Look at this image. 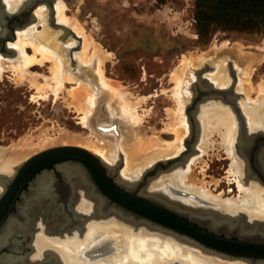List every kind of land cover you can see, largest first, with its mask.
Masks as SVG:
<instances>
[{"label":"rangeland","instance_id":"374dc122","mask_svg":"<svg viewBox=\"0 0 264 264\" xmlns=\"http://www.w3.org/2000/svg\"><path fill=\"white\" fill-rule=\"evenodd\" d=\"M195 1L62 0L61 2L66 6L65 13L67 16H71L73 19L76 18L84 33L88 37V34H90L93 39L89 38L101 47L102 57L104 58L100 67L104 70V76L108 80L110 79L109 84L106 85L98 79L100 74L97 69L99 67L97 55L87 65L78 58L77 51H80L84 34H78L76 31V35H70L69 40H67V42L70 41L69 43L66 42L68 45L65 44L68 48L66 58L70 62L69 67L75 80L72 82L66 80L64 87H62V90H58V93H55L56 95L51 91V87L50 89L49 87L45 88L46 90L43 92L44 88H37L38 90H36V86L29 84L30 80L18 81L19 74L11 67L10 69L7 67L8 69L1 70L0 162L5 160L11 153L18 154L19 158L16 159L10 170V173H12L15 171V164L26 160L37 152L54 146L76 145L94 153L95 151L88 145L94 143L93 141L100 145H104V142H107L106 140L114 141L113 135L120 132H114V127H117V130L120 129L122 131L120 133L123 135L132 136L133 134L135 137L138 136L139 138H136L139 140V145L145 146L144 148L149 149L150 152L151 150L155 152L144 161L143 168L137 171L138 173L132 172L134 180L141 179L140 177L144 176L145 170L160 158L177 156L174 155L175 153L171 149L164 148L167 142H175L176 136L172 127H175L179 122L177 118L179 115L178 101L173 96V90L176 88V80L173 75H179L183 58L192 57V55H202L205 60L196 63V65L192 64L184 75L187 84L184 83L185 93L183 98L185 103L183 114L187 118V109L192 105L193 86L195 80H197L195 70L200 68H204L203 75L209 77L210 82L216 86L226 87L235 79V89L241 94V98H239L241 103L243 101L252 104L250 103L251 100L262 97L264 93L263 95L259 93V85L264 82V29L258 32L218 30L213 34L211 40L205 43L199 39L195 28ZM3 2L5 8L10 12L19 9L22 4L19 3L18 6H15L10 0H3ZM54 2L53 4H56ZM45 5L46 18L38 19L36 17L33 21L34 24L31 23L28 27L22 29L35 28L36 32L47 29H52L57 33L63 31L50 25L48 19L50 8ZM72 30L74 31V29ZM75 46L78 50L73 49ZM26 49L27 52L32 53L31 48ZM89 50L93 52L94 46H90ZM2 54L7 57L12 56ZM72 62H74V65ZM36 66L30 67V71L40 74L37 81L38 84H41L47 76H51L49 70L51 62L45 61L43 65ZM246 72H248V76H246ZM41 74L44 78L41 77ZM220 77L222 84L215 81L219 80ZM240 77L242 79L248 77L251 84L241 86L242 84L239 83L241 81ZM43 84L44 82L41 86ZM73 87L76 89L75 93L72 91L74 95L69 91L70 88L74 90ZM112 87L115 88L112 89ZM114 89H117V91L121 89L118 94L123 89L121 94L124 93L125 95L116 96L117 94L115 95L113 92ZM117 91L115 92L117 93ZM80 92L83 93V96ZM88 92L94 94V102L92 110L84 119V113H86L88 106L85 104L88 103V100H86L89 95ZM78 94L79 97L77 98L75 95ZM122 99L128 101L127 103L131 105L129 108L137 115V122L129 120L126 117L127 115L124 116L123 113L118 112ZM249 99L250 101H248ZM217 103L221 108H226L225 111L233 115L234 120L237 121L236 127L234 126V134L231 133L230 139L226 137L229 132H226L227 126L223 124L224 121L218 119L208 120V116H205L204 113L208 109L206 107L209 106L204 108V104H200V109L197 112L199 133L195 143V152L187 158V161L192 164L191 172L186 173L187 178L190 177L195 186L208 191L214 198L223 200L238 202L239 199H242L245 192L240 191L239 183L248 186L254 192L261 191L264 193V184L251 175L252 170L249 168L248 159L244 158L241 152H238L236 132L239 131L235 112L230 106ZM79 106H84V110H79L82 108ZM243 111L248 117V113L244 109ZM216 115L220 116V114ZM230 127L232 128L233 125ZM248 128L250 129V125ZM184 149H187L186 146ZM116 154L114 160L104 159V161L108 166L119 163L118 172L120 176L124 177L122 171L126 166V153L120 147L117 149ZM114 161L116 162L114 163ZM236 163L237 165L240 164V167L245 164L244 170H240ZM183 167L178 165L172 170L165 171V173L148 180L147 185L152 182L156 183L163 176L167 178L169 174L176 173L180 169L184 170L185 167ZM236 179H238V182ZM0 187L2 190V184H0ZM262 199H264V196ZM193 202L195 203L194 206L207 205L200 201ZM212 207L216 210L222 208L217 205ZM259 207L262 211L264 210L262 205ZM221 210H224L222 212H228L224 208ZM257 217L262 220L264 227V211L262 217ZM112 220H115V218L108 219L105 222ZM134 231L138 232L139 230L134 228ZM159 233L161 232H150L151 235L173 237L169 234ZM195 248L203 255L208 253L196 246ZM33 250L32 248L30 253ZM212 255L215 257L214 259L225 261L222 264L232 263L231 261L239 259H224L223 256Z\"/></svg>","mask_w":264,"mask_h":264},{"label":"bare ground","instance_id":"6f19581e","mask_svg":"<svg viewBox=\"0 0 264 264\" xmlns=\"http://www.w3.org/2000/svg\"><path fill=\"white\" fill-rule=\"evenodd\" d=\"M61 1H58V2L55 1L56 4H54V11H56L55 15L57 16L56 17L57 21L68 27L71 26V29H74V32L76 31V33L78 34H81V35L84 34V39L82 40L83 41L82 46L81 48L79 47L80 51L78 52L77 51L78 49L76 50L78 53V58L81 60V62L83 61L87 65V63L91 62L97 55V58H98L97 63L99 65L97 69L100 74L98 79L102 80V82L106 85L109 84L108 82L110 79L108 80L104 76V72H103L104 70L103 68L100 67L102 65L101 63L103 62V58H104L102 57L103 51L101 47L98 46L97 43H95L93 40L90 39L92 38L90 34H88L90 37L89 38L84 33V30L81 24L78 22L76 18L73 19L71 18V16L70 17L67 16V14L65 13L66 6ZM10 2L13 3V5L15 6H18L19 3H22L19 6V9L23 8L24 3H26L25 0H10ZM44 5L41 4L36 8L34 12L35 14L33 13L35 16V19L36 17L38 19L46 18L47 13H46ZM60 29H62L63 31L59 33H57L56 31L52 29H47V30H43L39 32H36L35 28L17 30L16 31L17 39L14 41H10L8 44L10 48L15 49L16 51L15 54L12 55L11 57H7L6 55H3L2 52L0 51L1 52L0 53V73H1V70H5L7 67H9L10 69L11 67L12 69L15 70V72L16 71L18 72L19 77L16 75V77H18V81L27 79V80H30L29 84L34 85V87L36 86L35 88L36 90H38L37 88H41V89L44 88L43 89V92H44V90H46L48 87L49 89L51 87V91H53L54 94L58 93V90H62V87H64L66 80L70 82L75 80V78L73 77V72L69 67L70 62L66 58L68 48H66L65 44L70 42V41L67 42V40H69L71 34H68V32H66L63 28H59V30ZM90 46L91 47L94 46L93 52H90L89 50ZM26 48H31L32 53L27 52ZM202 60L203 61L205 60L203 59L202 55H197V56L192 55V57L183 58L180 69H179V73L177 72L179 75L177 74L173 75L176 80V85H175L176 88H174L173 90L174 91L173 96H175L176 100L178 101L179 115L177 118L179 119V122L177 123V125H175V127H172L175 133V136H176L175 142L174 141H172L173 143L167 142L164 148L171 149V151L175 153L174 155H177V156H179L180 154L184 152V150H186L184 149L185 146L187 149L192 148L193 143L191 142L194 140L193 139L194 137L195 138L197 137V134H198L197 132L196 136L193 135L192 129H190L191 128L190 122L188 118L186 117V115L183 114V106L185 103L184 98H183L184 93H185L184 83L187 84V81H185L186 76L184 77V75L187 72V69L190 66H192V64L196 65V63H199V62L201 63ZM45 61L51 62V66L49 69L51 72V76L50 77L47 76L45 80L43 81L44 84L41 86L43 82L41 84H38V81H37L39 80L38 75L40 74H38L37 72L34 73L30 71V67L36 66V65L41 66L43 65ZM72 64L74 65V62H72ZM248 75H249L248 72H246V76ZM24 76L25 77L27 76V78H25ZM42 76L43 74H41V77ZM218 79L219 80H215L216 83H221L220 82L221 77ZM240 80L241 81L239 83L242 84L241 86H246L247 84H251L248 77L244 79L240 77ZM260 84L261 85H259L260 86L259 93L263 95L264 82H261ZM113 88L115 87H112V89ZM71 89L72 88H70L69 91H71L72 95H74L73 92L75 93L76 89L75 87H73L74 90H71ZM114 90L113 92L115 95L117 94L116 96L120 95L121 92L123 91L122 89V91L118 94V91L121 89H119L118 91L116 89L115 91H117V93ZM86 92H87V89H86ZM79 94L75 96L78 98ZM81 94L83 96V93ZM114 94L113 96L115 97ZM122 95L124 96L125 94L124 93L121 94L120 97ZM87 97H86V100H88V103L86 102L85 104H87L88 106L86 109V113H84L85 116L83 115L84 119L92 110V106L94 102V94L89 93ZM257 98L258 99H254L253 101L251 100L250 103L252 104L245 103L243 101L241 103L242 109H244L245 112L248 113V117L250 119V120L248 119V124L250 125V129H248L249 131H253L259 128L264 129V95L262 97H257ZM117 101H118V98H117ZM248 101H250V99ZM127 102L128 101H125L124 99H122V103L120 105L118 112L120 111L121 113L124 114V116L127 115L126 117H128L129 120L131 121L133 120L134 122L135 121L137 122V117H136L137 115L134 112H132V109L129 108L131 105H129V103ZM116 105L118 106V104ZM211 105L212 106H209L207 111L204 113L205 116H208V120L218 119V120L224 121L223 124L227 126L226 132H229V135L227 133L226 137L230 139L231 137L230 135H232L231 133L233 132L234 134V126L236 127L237 121L234 120L233 115H231L230 113L228 114L225 111L226 108H221L220 106H218V103L211 104ZM79 107L80 108L82 107L79 110H82V109L84 110L86 105L85 107L84 106H79ZM216 114H220V116H217ZM232 125L233 127L231 128L230 126ZM197 127L199 130L198 122H197ZM172 128L170 127V129ZM113 130L114 132H119V131L122 132L120 129L117 130V127L116 128L114 127ZM120 132L115 133L116 135H113L114 141H111V140H106L107 142L101 141V142H104V145H100L96 143L95 141H93L94 143L90 142L92 144H89L88 146L92 148L95 151L94 154L96 153V155L100 156L103 161L104 159L114 160V158L117 155L116 154L117 149L121 147V149L124 150V152L126 153V160H125L126 166H125V169H123L122 171V174L124 175V177L121 175L122 176L121 178L122 180L126 181V182L123 181L124 184L132 187L133 184H135L136 181H138V179L134 180V174L132 172L138 173L137 171L143 168L144 161H146V159L149 158L155 152H153L154 150L153 151L151 150L150 152L149 149L144 148L145 146L139 145V140H137L139 138L138 136H136L138 137L136 138L132 134V136L127 135L128 136L127 137L125 134L123 135ZM190 132L192 134H190ZM236 133H237L238 152H241V154H243L246 157L245 150L249 149L252 145L254 146L253 144L254 137H252L253 134L252 133L249 134L248 132L247 133L243 132L239 136L238 132ZM239 133H240V130H239ZM190 135H191V141L189 143L185 139ZM235 135L233 136L235 137ZM262 146H264V142L262 141L258 142V147L259 149H261L259 152L260 159L258 157V160H259L258 162L260 163L261 168L264 171V158L262 156L264 154V148H262ZM255 152L257 155V151ZM18 158H19L18 154L11 153L10 155H8V157L5 160L0 162L1 171L5 172L7 175L14 173L15 171L10 173V170L13 166V163ZM237 159H239V157H237ZM240 159H243V158H240ZM115 162L116 161H114V163ZM239 165L237 166L240 168V170L243 171L244 170L243 167H245L246 165L244 164L241 167ZM112 166H109V168L114 169V167ZM179 166H184L185 169L184 170L180 169L176 173H171L169 174L167 178H165L166 176H163L162 178L160 177L161 179L156 181V183L152 182L149 185H147L146 183L145 184L146 186L144 185L142 187L144 188V192L146 194H149V196L155 198L157 201L158 200L163 201L165 205L168 204L177 210L186 211V212L191 213V215L193 216L208 219L207 221H209L215 227H218V228L224 227L227 230H233V231H237L239 233L247 234V235H252L253 233L258 232L255 235H257L258 238L264 239L263 222L262 220H259L257 217V216L262 217V213L264 211V210L262 211V209H260L259 207L260 205L264 207V199H262L264 196L263 192L261 191L254 192L248 186H245L244 184L239 183L238 186H240V188L242 189V190L240 189V191L242 192L244 191L245 195L242 196V199H239L238 202L235 200H223V199L214 198L212 195H210L208 191L204 189L202 190V188L195 186V184L191 182L190 177L187 178L186 173L191 172V169H192V164L187 161V158L185 162H183ZM62 170L66 178L77 179L76 182H73V185H76L73 189L74 190L73 199L74 200L82 199L83 200L82 203H80L77 207L75 206L72 207L73 205H71V202L69 203L68 201L69 203L68 209L67 208L63 209L61 205L54 207L53 200L57 198L58 196H56V192L53 190L51 186V183L53 182L52 176L44 175L43 177H41L39 180H37V183H35V186L33 187V191L29 195H27L26 198H24L25 201L20 206L19 215L16 217H14L15 215H12L10 217V221L5 225L4 230L2 234L0 235V251H3V248L5 245H8L13 251H15V253L16 251L19 250V246L16 245V243L11 242L12 240L10 241V237H15L13 232L23 233V234L25 233L33 234L34 241H33L32 247L34 250L32 253L26 252L27 254L22 255V256H19L21 254V251L20 252L18 251L20 253L19 255L12 254L11 252L9 254L2 255L0 256V264L1 263L2 264H12V263L13 264H222V262H225V261H221L220 259H214L215 257H213V255L210 254L209 252L206 253V255H203V253L198 251L195 248V246L187 242L186 241L187 239H191L194 241L195 236L194 234H191L193 230L185 226V223L181 221L180 219H178L177 216L173 214L171 209L169 210L167 208L168 206L166 207L165 205L163 206L162 204H159L160 206H162V207H158L159 211L156 210V212L160 213V216L159 215L158 216L161 218V220L169 224H174L180 228L187 230L190 233V235L186 234L187 232L185 233L181 232L182 234H180L179 231L175 230L176 227L174 229L170 227L168 228L171 229L170 231H172L173 233V234L170 233L171 236L181 241H177L173 237H168V236L161 237L162 235H151L150 234L151 231L146 229L148 227L146 226L148 218L146 219L145 216L139 215L135 212L131 214V213H128L127 211L125 213H122V212H117L116 210L115 212L113 211L109 212L110 211L109 210L107 212H109V215H113L114 217L112 218H115V220L105 222V221H98L94 217H93L94 219H92L91 217L97 214H100L98 216H101L102 213H105L104 215H107L106 212L104 211V207L102 204L103 202L99 200L98 198H96V196L94 195V192L91 191L92 188H91L90 183L85 180L86 175L84 171H82L80 168H75V167L68 166V165L63 166ZM245 170L247 169L245 168ZM253 174L254 173H252L251 175L254 176ZM0 180L1 182L3 180V183L8 182V179L2 178L1 175H0ZM236 180L238 182V179ZM107 186L108 185H106V187ZM109 189L107 187V190ZM0 190H1V187H0ZM113 190L110 189L109 191L115 197L123 201L125 198H127V195H121L122 193L119 194L115 190H114L115 191V194H114ZM193 201L195 202L200 201L207 205L206 206H202V205L194 206L195 203ZM6 205H8V203ZM6 205L2 204V207ZM213 205L222 207L228 210V212H222L224 211V210H221L222 208L221 209L218 208V210H216L215 208L212 207ZM52 206L54 209L50 210L49 208ZM242 209H245V210H242ZM47 210L51 211V217H48L47 219H43L42 215L44 211L48 214ZM82 212L86 213L88 220H92L88 227L87 233H85L84 235L80 233V230H82L80 228L82 227L81 222L83 220H86ZM33 215H35V217H32ZM70 218L71 219L73 218L72 222H77L80 225L79 226L75 225L72 227ZM29 219L34 221V225L31 228V230L29 228V224H30ZM134 221L144 222V227H140V228L134 227L135 225ZM124 222H133V223L128 224ZM164 226L167 227L166 225ZM69 228H72L71 230L74 233L73 235L68 236L67 233L69 232L65 234V232L67 231L66 229H69ZM134 228H138L139 231L135 232L136 230L134 231ZM53 229H57V230L63 229L64 231L62 230L63 232L62 231L61 232L64 235L60 234L63 236L60 238H57L54 232H52ZM183 240L186 243L185 242L182 243ZM244 242H247V241H244ZM248 243H251V242H248ZM259 245L246 246V244H244L243 246L241 244H238L235 246H231V248H235L234 250L238 252L248 253L249 256L248 255L247 256L238 255V254H234L231 252L226 253L223 251L220 252L218 256H223L224 259L227 258L231 260H234L235 258H239L236 261L235 260L231 261L232 263L226 262L225 264H252V262H255V261L257 262L253 264H257V263L264 264V260H260L261 258L257 257L258 255H251V253H257V254L264 255V245L262 246H259ZM253 246L255 247L257 246V248L261 250H252ZM255 258H260V259H255Z\"/></svg>","mask_w":264,"mask_h":264},{"label":"water","instance_id":"95a60500","mask_svg":"<svg viewBox=\"0 0 264 264\" xmlns=\"http://www.w3.org/2000/svg\"><path fill=\"white\" fill-rule=\"evenodd\" d=\"M26 3H24L23 8L17 9L13 12L8 11L9 14H16L21 12L22 10H35L40 4H46L47 6L50 7V12H49V23L50 25H53L56 28H63L68 34L71 35H76L75 32L68 26L61 24L57 21L55 11H54V4L53 2L55 0H25ZM32 20L35 21V16L32 17ZM16 36L13 37L12 40H15ZM10 40V41H12ZM9 43V42H8ZM4 46V50L1 51L4 54L8 55H14L15 54V49L10 48L8 45ZM76 46L73 48L75 49ZM77 49V48H76ZM204 68H200L198 70H195V74L197 75V84L194 83L195 85L193 86V91L195 86L198 88L201 87L203 89H207V93L211 95V93H215L213 96H218V95H226L228 92L231 93L232 89H219L216 88L212 85L210 82L209 77L204 76ZM235 77V76H234ZM235 80V79H234ZM196 81V80H195ZM199 84V85H198ZM233 85V84H232ZM232 87V86H231ZM205 93V94H207ZM205 96V95H204ZM224 102H229L230 101H225ZM193 108L196 111H199V101L198 100H193ZM211 103H204V108L206 106H212L210 105ZM234 109L237 110V115L238 119L240 121V133L242 134L243 132H248L249 134H253L252 137H254L253 144L254 146L251 148L254 150L258 149V142L262 141L264 142V129H256L254 131H249L248 127V117L247 115L243 112H239V107L236 106L235 104L232 105ZM208 108V107H207ZM187 114L189 115V118L192 117L191 113L187 111ZM194 124V128L192 129L193 135L196 136L198 131L197 127V121L198 119L194 117L192 120ZM238 130V131H239ZM240 133L238 132L239 136ZM194 151V148H188L187 154H185V159L182 161L180 160L183 156L179 157L176 161L173 163L179 164V162H185L186 158H188L192 152ZM255 156V155H254ZM255 159V157H253ZM253 160V159H252ZM254 161V160H253ZM82 163H85L90 171L92 172L93 175H95L98 180L101 179L105 184L109 185L111 189L113 188L115 191H117L119 194L122 193L121 195H127V198L123 200L113 196L110 194L108 191L105 190L107 195H109L113 200L116 201L117 204L113 206L116 211L125 213L126 211H131L135 212L139 215H143L147 219L146 226H148L146 229L152 232H163L171 235L172 231L168 227L179 231L180 233H185L189 234L190 233L183 229L180 228L174 224H169L163 220H161L160 213L156 212L159 211L158 207H162L159 204L161 202H156V199L147 195L146 198H144V195H136L134 193L128 192L127 190H124L120 187H117L107 176L106 173L103 169V164L106 165V163L96 154L93 152L89 151L88 149L81 147V146H76V145H59V146H54L51 148H47L45 150H42L40 152H37L36 154L30 156L26 160L15 164V172L7 175L5 172H2L0 175L2 178L8 179L7 183H3L4 187H6L3 192H0V226L3 223V221L8 217L10 214L11 207L14 204V201L17 197V195L20 192L21 187L23 184L34 174L39 173V172H44L47 167L49 166H60V165H66V164H79L81 165ZM127 189L131 190V187L124 185ZM123 197V196H121ZM8 203V205H6ZM158 203V204H157ZM2 204L6 205L2 207ZM119 205V206H118ZM164 206V205H163ZM2 207V208H1ZM158 208V209H156ZM170 210V209H169ZM175 216H177L178 219L183 221L185 223V226L188 228L192 229L193 232L191 234H194V241L191 239H187L186 241L192 244L193 246H197L198 248H201L205 252H209L210 254H216L219 255L220 252H226V253H234L238 255H248L246 252H238L234 250L235 248H231V246H235L238 244H241L244 246H252V245H259L262 246L264 245V239L258 238L257 235H247V234H242L237 231L233 230H227L223 229L224 232L226 233V236H221L219 233L221 232L219 229L216 228H210L209 230L193 223L192 221H189L182 217L180 214L176 213L175 211H172ZM11 215V214H10ZM13 215V214H12ZM159 215V216H158ZM162 216V214H161ZM177 223V222H176ZM178 224V223H177ZM166 225L167 227H165ZM218 233V234H217ZM173 234V233H172ZM203 235V236H201ZM237 235L239 239H233L231 236ZM257 237V238H256ZM199 242H198V241ZM247 241V242H244ZM251 242V243H248ZM252 250H261L258 249L257 246H253ZM242 253V254H240ZM251 255H258L257 257L264 258L263 254H257V253H251Z\"/></svg>","mask_w":264,"mask_h":264},{"label":"flooded vegetation","instance_id":"af4514ba","mask_svg":"<svg viewBox=\"0 0 264 264\" xmlns=\"http://www.w3.org/2000/svg\"><path fill=\"white\" fill-rule=\"evenodd\" d=\"M34 11L35 10H33V9L32 10H22L21 12L16 13V14H9L8 10L5 8V4H4L3 0H0V51H3L4 50V46H6L7 43L10 40H12L14 36H16V30L18 28H20V29L25 28V27H27L29 24H31L33 22L32 17L35 14ZM12 41H14V40H12ZM197 82L198 81L196 80L195 83L197 84ZM196 86L194 88V94H193L192 102H193V100L194 101L198 100L199 101V105L202 104V103L203 104L204 103L217 104V102H219L220 104H223V106H230V108L233 110V112H235V114L237 116L238 130H239L241 124H240V121L238 119V115H237L238 113H237V110L234 109L232 105L235 104L236 106H238L239 107V112H241V114L244 111H243V109L241 107V102H240V99H239V98H241V96H240L241 94L239 92H237L236 89H235L236 80L232 81L226 87L213 85L214 87L219 88V89L228 90V89L231 88L232 89L231 93L228 92L226 95L213 96V95H215V93H211V95H210L209 93H207V91H206L207 89H203V88H201L199 86L197 88ZM205 93H207V94H205ZM224 100L225 101L228 100V101H230V103L229 102H224ZM187 111L189 113H191V115H192V117L189 118V115L187 114L189 122L191 124V129H193L194 128V124H193L192 120L194 119V117L197 118V112L198 111H196L193 108V103L190 106V108L187 109ZM193 139L194 140L191 143H193L192 145H194V146H192L194 148V151L192 153H194L195 149H196L195 148V143L197 141V137H196V139H195V137ZM186 140L190 143L191 136H188V138ZM252 147L253 146H251L249 149L245 150V153H246L245 155H246V158L248 159V165H249V168H251L252 173H254L253 174L254 178L256 177L258 179V181H260L262 184H264V171L262 170L261 165L258 162L259 161L258 157L260 159L259 152H260L261 149H259V147H258V149L254 150V152H253V149H251ZM262 148H264V146H262ZM255 151H257V155H256ZM187 152H188V149L184 150V152L182 154H180L179 156H176V157L170 156V157H166V158H160L159 160L154 162L151 166H149L145 170L144 176H142L141 179H139L138 181H136L135 184H133L134 187L133 186L132 187L129 186V187H131V190L127 189L126 187H124V185H126V184L123 183L122 178H121V176H120V174L118 172L119 163H117L114 166H112V167H114V169H110L107 164L106 165L103 164L102 167H103V169H104V171L106 173V176L117 187H120V188H122L124 190H127L128 192L134 193L136 195H141V196L144 195L143 197L146 198V196L149 195V194H146L144 192V188H142V187L148 182V180L153 178V177H155V176H157V175L165 173V171L172 170L173 168H175L176 165L177 166L180 165L181 162H179V164H175L173 162L176 161L179 157H181V155L183 157L180 160L183 161L185 159V156H186L185 154H187ZM262 156L264 158V154ZM253 157H255V159ZM66 165L72 166V167H75V168H80L82 171H84V173L86 175L85 180L90 183L91 188L93 189V190L91 189V191L94 192V195L96 196V198H98L99 200H101L103 202L102 204H103V207H104V211L106 212L107 215H104L105 213H102L101 216H98L100 214H97L95 216L91 215L92 216L91 218L92 219L96 218V220H98V221H106L109 218L114 217L113 215H109V212H111V211L115 212V208L113 206H115V204H117V203H116L115 200H113L105 192V190H106V191H108L110 193V191H109L111 189L110 186L109 185L107 186L108 189L110 188L109 190H107V187H106L107 184L103 183V181L101 179L98 180V178L95 175L92 174V172L90 171L89 167L85 163L81 162V165H79V164H66ZM66 165L49 166V167L46 168V170L44 172L42 171V172L34 174L33 176H31L23 184V186L20 189L19 194L17 195V197H16V199L14 201L13 206L11 207V210H10V214L11 215L9 214L8 217L4 220L5 222L3 221V223L0 226V235L3 232L5 225L10 221V217L12 216V214L15 215L14 217L19 215L20 206L25 201L24 198H26L27 195H29L33 191V187L35 186V183H37V180H39L44 175H50V176H52V179H53L52 180L53 182L51 183V186H52L53 190L56 192V196H58L57 198H55L53 200V202H54L53 206L54 207H57V206L61 205L63 209L64 208L68 209L70 202H71V205H73L72 207H74V206L77 207L80 203H82V201H83L82 199L81 200H78V199L74 200L73 199V197H74L73 196V194H74V190L73 189L76 186V185H73V182H76L77 179H75V178L68 179V178L65 177V174H64L62 168H63V166H66ZM1 183H2V190L1 191H3L6 187H4L3 180H2V182L0 180V184ZM103 184H105V185H103ZM103 187L105 188V190H104ZM111 190H113V189H111ZM113 192L115 194L114 190H113ZM76 197H77V195H76ZM68 201H69V203H68ZM156 202H159V203L161 202L162 205H165L163 201H160V200L157 201L156 200ZM53 206L50 207L49 209L50 210L54 209ZM165 206L166 207L168 206L167 208L171 209V211H175L176 213L180 214L185 219H187L189 221H192L193 223H195V224H197V225H199V226H201V227H203V228H205L207 230H209L210 228H216V229H219V230L221 229L220 230L221 232L219 234L221 236H226V233L224 232V230L226 228H224V227H221V228L215 227L209 221H207L208 219L199 218V217L193 216L189 212L182 211V210L181 211L177 210V209H175L174 207H172V206H170L168 204H166ZM50 210H47L48 214L45 212L46 210L44 211V213L42 215L43 219H47L48 217H51V211ZM107 211H109V212H107ZM127 212L131 213V214L133 213L131 211H127ZM82 214H84V216H85L84 218L87 220V221L83 220L85 222H83V221L81 222V226L82 227H80V228L82 230H80V233L82 235H84L85 233H87L88 227H89V225H90L92 220H88L86 213L82 212ZM107 216H108V218H107ZM32 217H35V215H33ZM29 220H30L29 228L31 230V228L34 225V221L31 220V219H29ZM70 220H71V226L72 227L75 226V225H78V226L80 225L77 222H72L73 218L72 219L70 218ZM134 222H135L134 227H139V228L140 227H144V222H141V221H134ZM140 222H141V224H140ZM124 223H128V224L131 223L132 224L133 222H124ZM71 229L72 228L66 229L67 231L65 232V234L67 232H69V233H67L68 236L73 235L74 233L72 232ZM58 230L57 229H53L52 232H54V234H55V236L57 238H60V237H62L64 235L62 233L64 230L63 229H62L63 231L62 230L58 231ZM161 233H163V232H161ZM161 233H159V234H161ZM257 233L258 232L253 233L252 235H255ZM13 234H14L15 237H10V241L12 240L11 242L16 243V245L19 246V250L18 251L19 252L21 251V254L18 251H16V253H15V251H13L8 245H5L4 248H3V251H0V256L9 254L10 252L12 254H16V255L20 254L19 256H22V255H25V254L29 253L32 250V248H33L32 244H33V241H34V235L33 234H31V233L23 234V233H16V232H13ZM60 234H63V235H60ZM180 234H182V233H180ZM173 238L175 239V237H173ZM231 238L239 239V237L237 235H233V236H231ZM16 241H18V242H16ZM179 241H181V240H179ZM184 242L185 241L183 240L182 243H184ZM19 243H20V245H19ZM255 259H260V258H255ZM260 260H264V258H261ZM256 262L257 261L252 262V264L256 263Z\"/></svg>","mask_w":264,"mask_h":264},{"label":"trees","instance_id":"16d2710c","mask_svg":"<svg viewBox=\"0 0 264 264\" xmlns=\"http://www.w3.org/2000/svg\"><path fill=\"white\" fill-rule=\"evenodd\" d=\"M195 28L199 39L205 43L218 30L261 31L264 29V0H196Z\"/></svg>","mask_w":264,"mask_h":264}]
</instances>
